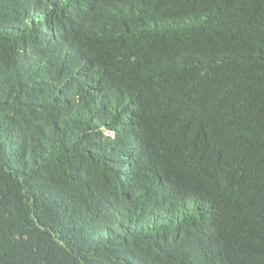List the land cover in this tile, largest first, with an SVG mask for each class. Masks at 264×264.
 Wrapping results in <instances>:
<instances>
[{
    "label": "trees",
    "instance_id": "trees-1",
    "mask_svg": "<svg viewBox=\"0 0 264 264\" xmlns=\"http://www.w3.org/2000/svg\"><path fill=\"white\" fill-rule=\"evenodd\" d=\"M0 264H264V0H0Z\"/></svg>",
    "mask_w": 264,
    "mask_h": 264
}]
</instances>
